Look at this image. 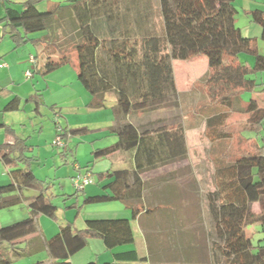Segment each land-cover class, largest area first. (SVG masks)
I'll list each match as a JSON object with an SVG mask.
<instances>
[{
  "label": "trees",
  "instance_id": "16d2710c",
  "mask_svg": "<svg viewBox=\"0 0 264 264\" xmlns=\"http://www.w3.org/2000/svg\"><path fill=\"white\" fill-rule=\"evenodd\" d=\"M42 2L26 0L16 7L10 0H0L4 5L0 15L2 34L14 47L28 42L41 46L33 72L42 75L68 63L70 53H74L77 79L91 94L89 105L104 107L106 95L114 96L115 124L110 132L117 140L94 149V157L121 151L130 155L134 165L132 172H98L102 192L83 195V203L121 201L130 206L133 218L143 187L140 173L186 157L183 122L178 116L156 113L167 105L177 108L172 60L209 54L210 66L195 82L209 100L197 112L202 117L226 111L244 113L245 121L238 132L248 144L231 161L224 152L213 158L215 188L206 196L215 236L211 249L223 256L224 264H264V244L253 246L246 231L250 225L259 224L264 232V143L253 134L263 130L264 81L258 83L248 77L264 71V53L257 51L256 38L243 35L235 24L233 0H69L41 11ZM247 14L260 26V38L264 40V10L252 9ZM36 32L39 36L33 37ZM67 36L62 49L59 42ZM241 53L253 56V64L239 61ZM243 91L258 96L246 101L241 97ZM36 96L27 99H35L37 110L40 102ZM20 104V98L13 96L3 110H18ZM85 130L84 126L62 128L61 134ZM218 130L217 140L224 144L226 132L222 126ZM246 131L253 135L246 137ZM31 150L25 139L16 135L12 143H0L1 159L9 166L11 177L10 183L0 185V209L21 204L22 189L31 188L37 195L27 206L57 220L58 207L50 198L52 183L37 178L30 169L34 158ZM64 153L63 147L61 158ZM254 202L260 207L257 213L252 210ZM57 221L58 231L50 238L34 235L22 241L17 240L36 230L31 217L0 225V264H12L44 249L55 264H71V255L85 247L91 237H99L107 249L134 243L130 218L87 219L82 228H76L73 222ZM102 264L148 263L147 257L132 247L114 252L113 261Z\"/></svg>",
  "mask_w": 264,
  "mask_h": 264
},
{
  "label": "rangeland",
  "instance_id": "374dc122",
  "mask_svg": "<svg viewBox=\"0 0 264 264\" xmlns=\"http://www.w3.org/2000/svg\"><path fill=\"white\" fill-rule=\"evenodd\" d=\"M260 5L264 8V4ZM39 10L45 11L47 9L40 6ZM247 21L248 18L242 12L235 15L237 26H244ZM256 27L260 28L259 25ZM253 34L252 30L250 36L253 37ZM31 35L38 37L39 33L36 32ZM255 38L257 51L264 53V40L260 38V33ZM40 54L39 52V58ZM70 56V59L75 58L74 53H70ZM238 60L246 61L248 65H252L254 58L250 54L241 53ZM191 61L193 62L192 67L186 65L187 62L186 64L185 62H183L184 64L177 62L178 65H181L176 68L180 92L177 108L167 105L163 110L156 113V116H178L184 124L188 140L186 157L182 160H186L188 165L179 168L176 177L180 176L182 188L188 189L187 192L192 196L189 197L185 211L187 216L184 220L181 218L183 208L180 199L183 195L182 192L178 196H174L172 201H175L177 205L172 206L171 213L165 208L162 209L164 214L162 216L166 219V222H163L165 230L160 241L162 259L165 261V258L175 257L178 264H224L223 256L217 250L212 252L211 249V241L215 236L206 208V196L215 188L213 158L224 152L226 159L231 161L241 150L248 148V144L238 132L246 115L237 111H226L209 117H202L197 112V108L207 102L209 98L208 100L205 99L204 89L195 86V82L209 68V54H200ZM248 77L254 78L258 83L262 82L264 81V71L250 73ZM19 81L21 82L20 91L23 95L20 110L0 112V121L5 122V125L13 130L8 131L5 126H1L0 141L4 142L6 137H15L17 134V136L24 138L25 143L31 147L32 150L29 154L34 155V158L30 161V169L37 178L52 183L50 198L58 207L56 219L61 220L63 212H67L69 219H74L83 210L92 211L95 207L111 206L117 210L122 209L123 202L121 201L84 204L83 192L77 191L72 183L74 175L86 173L92 179L86 189L94 188L100 192L102 184H100L98 172L107 166H115L112 159L94 157L93 154L94 149L110 144L116 139L109 129H103L108 126L110 128L114 121L113 95H106L104 107L95 108L88 104L85 105L89 101V97L91 98V94L77 79V71L71 60L44 75L35 72L31 76L24 74ZM176 90H178L177 86ZM29 92L38 94L36 98L40 103L37 110L34 109L35 99H27ZM257 96L251 91L241 93L242 99L246 101ZM55 111H59V113L56 114ZM83 126L86 127V130L79 134L69 135L66 133L67 135L63 136L61 134L62 128ZM221 126L226 132L223 139L225 145L221 142L219 144V140H217L218 135H220L218 127ZM262 129L261 133L253 132V134L258 137L259 142L263 145L264 121L262 122ZM243 133L246 137L253 135L249 131ZM59 135L65 150L63 159L59 157L63 147L54 143ZM8 167L0 159V182L3 180L10 181L7 172ZM174 180H176L175 177H171L170 181ZM25 207L19 204L10 209H0V214L13 215L16 213L21 216L26 209ZM133 226L135 236L133 246L139 253H147L144 234L140 225L136 221ZM246 231L253 246L259 242L264 244V232L259 224L250 225ZM151 242L155 243L153 234L151 235ZM187 245H191L192 248L185 252L184 249ZM172 249L173 251L170 252ZM83 251L86 250L78 252V255H82ZM164 264H171V261H166Z\"/></svg>",
  "mask_w": 264,
  "mask_h": 264
},
{
  "label": "crops",
  "instance_id": "0c3cea01",
  "mask_svg": "<svg viewBox=\"0 0 264 264\" xmlns=\"http://www.w3.org/2000/svg\"><path fill=\"white\" fill-rule=\"evenodd\" d=\"M10 1L12 5L19 6L22 2L26 0H10ZM67 1L69 0H43V2L39 5V7L42 6L44 9L45 8L48 9L55 3H65ZM233 3L234 5L236 3L235 7L237 9V12L235 13V15L238 12H242L248 18V21L244 24V26H241V27L238 26L241 29V32L243 33V35L250 36L251 31L253 30L254 32L253 37H257V35H259L261 30L260 28L258 29L256 27L258 25L257 23L250 20L247 13L252 9L264 10L263 6L260 5V4H264V0H233ZM3 7L4 5L0 3V15H2L3 13ZM253 24H257V25H253ZM68 39L69 37L67 36L61 39V41L59 42L60 47H62V49L65 48L62 45L67 44L66 42L68 41ZM40 50H41L40 45H34L31 42L14 47L13 42L6 35L2 34V24H0V61H3L7 64V66L5 67H0V112H9V111L3 110V107L13 96H18L20 98V101H22L23 95L21 94V91H20L21 82L19 80L21 79L22 76H24V72L27 69V67L29 68L30 66L29 56L34 55L38 57ZM198 56L199 55L193 58H196ZM193 58L188 59V60H172L173 75H174L175 85L178 88L177 90L178 94L180 92H179V83L176 77V68L181 65H178L177 62H180L181 64H184L183 62H185L186 64L187 62L186 65H188L189 67H192L193 62L191 60ZM70 60L72 64H74L76 71H77L78 63H77L76 57ZM205 72L203 74H205ZM33 94L35 93L29 92L28 96H31ZM90 99L91 98L89 97V101ZM89 101L86 102L85 105L87 104L89 105ZM18 110H20V108ZM18 110H15V111H18ZM55 112L59 113V111H55ZM3 118L4 117H2V119ZM114 124H115V119L111 127ZM3 125H5V122L0 121V127ZM108 127H105L103 129L104 130L109 129L110 131L111 127L110 128ZM184 132H185V142H186V148H187L188 139H187L186 130ZM111 133L116 138L114 140L115 142L117 140V136L113 132ZM13 141H14V137L8 136L5 138L4 142L0 141V143H12ZM110 144H106L101 147H106ZM1 155H2V152H0V159H1ZM102 157L112 159V161L115 162V166L114 167L107 166L106 168L101 169L99 172H106L111 169H127L129 172H132L134 169L133 161L130 155L125 152L116 151V152H113L109 155L102 156ZM185 165H188V162L186 160L178 159L172 162L159 165L155 168L144 170L140 173V177L143 181V187H142L140 200L136 204L137 214L133 218L131 217L130 206L123 202L122 209H118V210L114 209L111 206L103 207V208L95 207L92 209V211H85L82 209L83 211L80 212L78 215H76L74 219H69L67 212H63L61 221L73 222L76 228H82L85 225V220L87 219H96V218L109 219V218H121V217L130 218L132 228H133V233H134L133 224L136 221L138 222V224L140 225L143 231L145 245L147 247V253L145 252L139 253L138 251L137 252L139 253V255L147 257L148 264H164L166 261H171V264H178L177 259L175 257H172L171 259L165 258V261H163L162 259V244H160V241L162 240L161 236L163 235V231L165 230L163 222H166V219L163 218L164 214L162 212V209L165 208L166 211L171 213L170 210L172 206L174 207L177 205L175 201H172L174 199V196H178L179 193L182 192L183 195L180 199V204H181V207L183 208L181 218L184 220L185 217L187 216L185 211H186L187 204L189 202V197H192V196L190 195V193L187 192L188 189L182 188L180 176L176 177L177 170L179 168H182ZM163 168H167V169L163 170ZM71 175H73V173H71ZM171 177H175L176 180L171 182L170 181ZM128 180L129 181L132 180L131 175H129ZM101 181H103V179H101ZM10 182H11V177H10L9 182L8 180H3V182H0V185H4ZM88 186L89 185H87L86 187ZM86 187L82 191L83 195H90V194H96V193L102 192V189L99 192V190H96L94 188L86 189ZM21 193H22L21 195L22 203L21 204L23 206H26L24 213L21 214L22 217L20 216V214H16V213H14L13 215H1L0 214V225H8L15 221L21 220L23 218L31 217L35 222V226H36L35 232L27 236H24L18 239L17 241H22L34 235H39L43 239H48L51 236H53L58 231L59 221L45 214L35 212L27 206L29 201L32 200L37 195V192L35 190L31 188H23ZM206 208H207V205H206ZM252 210L256 213L259 212L260 207H259L258 202H254L252 204ZM207 212H208V208H207ZM146 215L148 216L144 218V216ZM166 217H168V215H166ZM165 228H166V225H165ZM152 234L154 235L155 243L151 242ZM132 247L134 246L126 245V246L116 247L114 249H107L103 241L99 237H91L89 238L85 247H83L82 249H80L79 251L71 255L70 261H71V264H85L90 261L94 262L95 264H102L103 262H111L113 261L114 252L129 249ZM85 248H89V249H85ZM191 248H192L191 245H187L184 251L186 252L187 250H191ZM82 250H86V251L85 252L83 251L84 253L82 255H78L79 254L78 252H81ZM172 251L173 249L170 250V252ZM20 263L21 264H55V259L50 255L47 249H44L33 255L17 259L12 264H20ZM179 264H182V263H179Z\"/></svg>",
  "mask_w": 264,
  "mask_h": 264
},
{
  "label": "built area",
  "instance_id": "2783aa9c",
  "mask_svg": "<svg viewBox=\"0 0 264 264\" xmlns=\"http://www.w3.org/2000/svg\"><path fill=\"white\" fill-rule=\"evenodd\" d=\"M29 64H30L29 68L26 69L24 72L25 76H31L33 74L32 69L34 70L37 66V59L34 55L29 56ZM5 66H7V64L3 61H0V67H5ZM54 143L58 146L64 147L63 143L61 142L60 136H57ZM91 182H92V179L90 178L88 174H84V175L77 174V175H74L72 178V183L74 187L76 188V190L82 189L85 185Z\"/></svg>",
  "mask_w": 264,
  "mask_h": 264
}]
</instances>
